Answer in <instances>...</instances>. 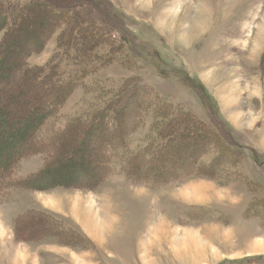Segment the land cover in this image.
I'll return each instance as SVG.
<instances>
[{"label": "rangeland", "instance_id": "374dc122", "mask_svg": "<svg viewBox=\"0 0 264 264\" xmlns=\"http://www.w3.org/2000/svg\"><path fill=\"white\" fill-rule=\"evenodd\" d=\"M102 1L117 17V25L137 37V44L127 47L126 64L99 71L96 82L115 88L124 83L132 89L146 86L160 97L150 102L170 99L183 113L221 119L227 141L222 145L227 155L236 154L231 167L236 173L222 185L217 179L186 180L181 174L166 178H179L180 183L151 187L133 184L116 167L93 190L11 189L0 195V264H264V0ZM6 2L17 0H0ZM95 7L81 9L100 24L103 18ZM45 13L40 9L35 15ZM30 21L28 36L15 33L8 45L15 55L33 50V43L53 28L50 18L33 25ZM56 38L46 41L31 64H45ZM90 81L88 91L79 88L70 97L62 119L89 110ZM29 86L8 106V120L17 126L28 123L33 114L28 110L36 111L39 103ZM151 112L146 127L131 137L133 146L148 140ZM10 125L9 132L15 131ZM93 142H99L96 135L76 141L65 164L82 162ZM184 155L189 158L190 152ZM44 157L34 154L21 160L9 181L38 173ZM37 182L44 186L50 181ZM250 205L252 214L248 211L247 216ZM250 248L263 254L241 259Z\"/></svg>", "mask_w": 264, "mask_h": 264}, {"label": "trees", "instance_id": "16d2710c", "mask_svg": "<svg viewBox=\"0 0 264 264\" xmlns=\"http://www.w3.org/2000/svg\"><path fill=\"white\" fill-rule=\"evenodd\" d=\"M5 5L0 3V32H3L0 66H4V69L0 68V195L26 186L41 192L58 188L93 190L105 174L116 167L133 184L151 187L166 186L178 180L181 174L186 180L217 179L222 185L231 172L236 173L231 170L236 154L227 155L222 145L226 141V127L221 119L215 120L205 114L202 120L196 114L183 113L178 110L182 106L175 105L170 99L165 103L150 102L151 98L160 97L153 95L146 86L132 89L124 83L115 88L96 82L94 75L99 71L114 64H126L127 47L135 48L137 44V37L123 24L117 25V17L102 0H17V3L6 2ZM92 5L103 18H100V24L89 20V11L81 9ZM40 9L47 10L48 14L35 15ZM33 12L34 16L30 18ZM45 18H50L53 24L49 34L43 37L44 40L34 42L33 50L15 55L8 48L13 43V35L28 36L29 19L33 25ZM54 34L57 36L56 47L51 57L43 65L31 64V57L40 54ZM87 80H91L89 90L93 91L89 110L62 119L61 111L70 97L79 88L88 91ZM27 86L37 94L39 103L35 110L39 114L28 110L33 111L28 123L17 126V121L8 120V106L21 98ZM150 109L153 121L146 134L148 140L133 146L131 137L138 129L146 127V114ZM10 123L13 132H9ZM95 135L99 142L92 143L82 162L65 164L66 154H71L76 141ZM177 143L180 147L174 146ZM67 146L68 151L62 152ZM187 151L189 158L184 155ZM34 154L45 156L44 167L27 179L11 183L8 175L21 160ZM80 174L83 177H79ZM174 176L179 178L166 180ZM34 178L35 183H32ZM41 179L50 182L39 186L37 181ZM252 208V205L247 208L246 215ZM54 233L60 236L59 232Z\"/></svg>", "mask_w": 264, "mask_h": 264}, {"label": "crops", "instance_id": "0c3cea01", "mask_svg": "<svg viewBox=\"0 0 264 264\" xmlns=\"http://www.w3.org/2000/svg\"><path fill=\"white\" fill-rule=\"evenodd\" d=\"M201 205H204V204H201ZM249 250H250V252H248L247 250H246V251H247V252H246V251L244 250L245 253H244L243 257H240V258H241V259H242V258H247V257L250 258V257H254V256H256V255L259 256V254H263V253H259V254L256 253V254H254L253 251L251 250V248H250ZM250 254H251V256H250ZM240 258H238V259H240ZM228 259H229V258H228ZM228 259L226 258L225 261H228ZM221 260L224 261V259H221ZM218 262H220V261H218ZM218 262H217V263H218ZM221 262H222V261H221Z\"/></svg>", "mask_w": 264, "mask_h": 264}]
</instances>
